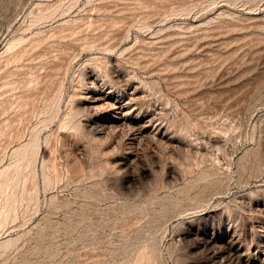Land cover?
Listing matches in <instances>:
<instances>
[{
    "label": "rangeland",
    "instance_id": "rangeland-1",
    "mask_svg": "<svg viewBox=\"0 0 264 264\" xmlns=\"http://www.w3.org/2000/svg\"><path fill=\"white\" fill-rule=\"evenodd\" d=\"M0 264H264V0H0Z\"/></svg>",
    "mask_w": 264,
    "mask_h": 264
},
{
    "label": "bare ground",
    "instance_id": "bare-ground-1",
    "mask_svg": "<svg viewBox=\"0 0 264 264\" xmlns=\"http://www.w3.org/2000/svg\"><path fill=\"white\" fill-rule=\"evenodd\" d=\"M97 108H98V107H97ZM97 108H96V109H97ZM121 119H122V117L120 118V120H121ZM209 138H210V137H209ZM215 140H216V139H215ZM218 142H219V141H218ZM214 253H215V251H214ZM239 254H240V253H239Z\"/></svg>",
    "mask_w": 264,
    "mask_h": 264
}]
</instances>
